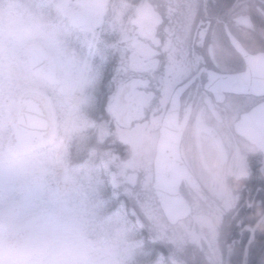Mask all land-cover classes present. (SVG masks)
Segmentation results:
<instances>
[{
	"label": "flooded vegetation",
	"instance_id": "af4514ba",
	"mask_svg": "<svg viewBox=\"0 0 264 264\" xmlns=\"http://www.w3.org/2000/svg\"><path fill=\"white\" fill-rule=\"evenodd\" d=\"M35 2L64 39L32 62L63 95L21 89L0 48V158H29L32 186L92 161L111 198L156 208L170 234L137 264H264V0ZM156 168L190 207L174 223Z\"/></svg>",
	"mask_w": 264,
	"mask_h": 264
},
{
	"label": "rangeland",
	"instance_id": "374dc122",
	"mask_svg": "<svg viewBox=\"0 0 264 264\" xmlns=\"http://www.w3.org/2000/svg\"><path fill=\"white\" fill-rule=\"evenodd\" d=\"M11 103L12 100L5 102V107ZM52 164L55 166L56 161ZM32 166L35 167L24 156L5 153L0 158V233L27 235L36 241L46 237L70 240L86 260L99 253L108 264L113 260L107 253L115 254L116 264H137L143 258L142 243L133 240L125 220L117 214H107L108 204L102 197L105 187L92 161L83 167L66 168L67 174L47 176L25 194L20 193L21 181L34 180L32 171L26 173ZM72 183L73 187L69 185ZM150 216L156 217L154 213ZM154 226L159 234L164 233L161 221L155 219ZM89 236H96V244L89 243Z\"/></svg>",
	"mask_w": 264,
	"mask_h": 264
},
{
	"label": "clouds",
	"instance_id": "9594fccd",
	"mask_svg": "<svg viewBox=\"0 0 264 264\" xmlns=\"http://www.w3.org/2000/svg\"><path fill=\"white\" fill-rule=\"evenodd\" d=\"M64 34L56 16L35 0H0V48L18 50L15 65L21 89H41L52 95H63L61 79H49L46 69L32 58L53 40L62 41ZM0 264H106L102 254L86 260L70 240L46 237L36 241L30 236L0 233Z\"/></svg>",
	"mask_w": 264,
	"mask_h": 264
},
{
	"label": "trees",
	"instance_id": "16d2710c",
	"mask_svg": "<svg viewBox=\"0 0 264 264\" xmlns=\"http://www.w3.org/2000/svg\"><path fill=\"white\" fill-rule=\"evenodd\" d=\"M104 181L106 184V191L103 194L104 199L106 200L108 207H107V213H110L113 211V209L122 203L125 205L123 207V214L125 215L127 219V224L130 226L134 240L137 241H144L143 249L148 251H159L161 250L160 244H163L162 241H160L157 236L158 232L156 231V227L154 226V220L157 219L160 221V217L158 216V212L155 208L152 210H141L137 207V199L136 196H132L129 194H126V197L123 196H116L115 198H111V188H109V178H105ZM136 206V207H134ZM154 213L156 217L151 218L149 214Z\"/></svg>",
	"mask_w": 264,
	"mask_h": 264
},
{
	"label": "water",
	"instance_id": "95a60500",
	"mask_svg": "<svg viewBox=\"0 0 264 264\" xmlns=\"http://www.w3.org/2000/svg\"><path fill=\"white\" fill-rule=\"evenodd\" d=\"M157 160V167H158V159ZM163 174H160L158 168H156V175H155V190L158 194V197L162 203L164 208L165 215L167 219L174 223L181 217L189 214L190 207L187 202L184 200L182 195L179 193L176 185H170L168 183L167 187L163 186L164 182L171 181L173 179L166 180L162 177ZM30 181H25L21 184L22 192H26V190L31 186ZM178 207V208H177Z\"/></svg>",
	"mask_w": 264,
	"mask_h": 264
}]
</instances>
